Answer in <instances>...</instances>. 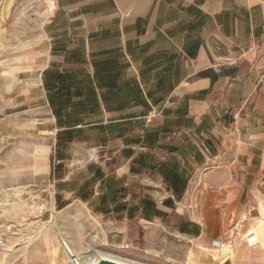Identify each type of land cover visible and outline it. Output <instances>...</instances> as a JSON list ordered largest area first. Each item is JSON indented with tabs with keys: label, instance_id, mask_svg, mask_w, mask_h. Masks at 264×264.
Instances as JSON below:
<instances>
[{
	"label": "crops",
	"instance_id": "crops-1",
	"mask_svg": "<svg viewBox=\"0 0 264 264\" xmlns=\"http://www.w3.org/2000/svg\"><path fill=\"white\" fill-rule=\"evenodd\" d=\"M74 3L77 26L45 30L36 106L59 201L140 223L182 263L264 264L243 236L264 206V0Z\"/></svg>",
	"mask_w": 264,
	"mask_h": 264
},
{
	"label": "rangeland",
	"instance_id": "rangeland-1",
	"mask_svg": "<svg viewBox=\"0 0 264 264\" xmlns=\"http://www.w3.org/2000/svg\"><path fill=\"white\" fill-rule=\"evenodd\" d=\"M74 2L0 0V264H86L96 256L131 264H186L161 251L158 241V249L148 244L140 223L125 225L83 199L59 201L49 156L58 132L45 129L50 123L41 121L36 106L48 44L45 30L65 33L77 26ZM77 70L81 78L74 75L78 78L73 80L82 83L86 68ZM82 134L78 137L90 136ZM257 207V217L243 236L247 244L264 248V206ZM160 232L177 247L185 246L166 230Z\"/></svg>",
	"mask_w": 264,
	"mask_h": 264
},
{
	"label": "water",
	"instance_id": "water-1",
	"mask_svg": "<svg viewBox=\"0 0 264 264\" xmlns=\"http://www.w3.org/2000/svg\"><path fill=\"white\" fill-rule=\"evenodd\" d=\"M86 264H131V263L119 261L106 256H96L95 258L90 259Z\"/></svg>",
	"mask_w": 264,
	"mask_h": 264
},
{
	"label": "built area",
	"instance_id": "built-area-1",
	"mask_svg": "<svg viewBox=\"0 0 264 264\" xmlns=\"http://www.w3.org/2000/svg\"><path fill=\"white\" fill-rule=\"evenodd\" d=\"M262 204H264V195L262 196ZM253 240H252V238L251 237H249V238H247V242L248 243H251ZM224 243H219V247L221 248V249H223L224 248Z\"/></svg>",
	"mask_w": 264,
	"mask_h": 264
},
{
	"label": "bare ground",
	"instance_id": "bare-ground-1",
	"mask_svg": "<svg viewBox=\"0 0 264 264\" xmlns=\"http://www.w3.org/2000/svg\"><path fill=\"white\" fill-rule=\"evenodd\" d=\"M70 248V247H69ZM71 252H72V250H71Z\"/></svg>",
	"mask_w": 264,
	"mask_h": 264
}]
</instances>
